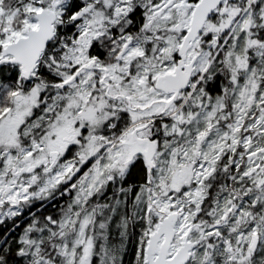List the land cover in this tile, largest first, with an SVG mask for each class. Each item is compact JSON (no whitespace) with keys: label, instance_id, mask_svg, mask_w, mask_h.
Listing matches in <instances>:
<instances>
[{"label":"snow or ice","instance_id":"6c2138e0","mask_svg":"<svg viewBox=\"0 0 264 264\" xmlns=\"http://www.w3.org/2000/svg\"><path fill=\"white\" fill-rule=\"evenodd\" d=\"M0 264H264V0H0Z\"/></svg>","mask_w":264,"mask_h":264}]
</instances>
